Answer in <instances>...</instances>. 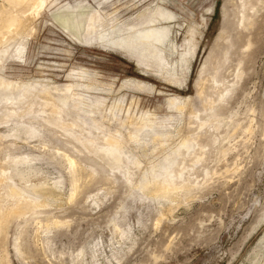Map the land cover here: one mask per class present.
<instances>
[{
	"label": "rangeland",
	"instance_id": "1",
	"mask_svg": "<svg viewBox=\"0 0 264 264\" xmlns=\"http://www.w3.org/2000/svg\"><path fill=\"white\" fill-rule=\"evenodd\" d=\"M258 1L250 10L241 0H47L27 16L28 26L0 45V90L3 81L24 85L0 105L13 113H0V176L14 177L0 183V203L12 204L7 187L15 185L41 206L0 234V264H264ZM164 9L175 14L169 41L178 53L196 42L193 58L180 60L165 43L155 65L96 44L101 33L145 28ZM71 85L90 89L64 104L55 89ZM173 98L182 111L169 106ZM51 106L69 134L42 120ZM107 138L120 142L123 169L94 151ZM21 159L27 172L16 176L12 160ZM163 185L165 196L156 192ZM44 189L50 195L36 194Z\"/></svg>",
	"mask_w": 264,
	"mask_h": 264
},
{
	"label": "bare ground",
	"instance_id": "2",
	"mask_svg": "<svg viewBox=\"0 0 264 264\" xmlns=\"http://www.w3.org/2000/svg\"><path fill=\"white\" fill-rule=\"evenodd\" d=\"M46 1L47 0H7L8 8L7 9H1L0 10V45H2V43L4 42L5 39L7 40V37H11L12 35L14 36V34H20V32H22V29H24V28H26L28 26L26 22H27V20H30V19H28L27 16H29V15H36L35 17H37L39 15L40 11L42 10V8L44 7V5L46 4ZM251 1L252 0H241L242 5H243V8L244 9L253 10L254 9V6L250 5ZM257 3H259L258 0H257ZM261 3L264 4V1L261 2ZM256 8L257 7H255V9ZM30 11H31V13L27 14ZM254 14H258V11H255ZM174 15L175 14H172V13H170L169 11H167L165 9L164 10H156L155 13L148 18V20L146 22V27L145 28H143V29H136L133 26L128 27L127 29H125V31L127 30L128 33L125 36L118 37V38L115 37V34H116L115 31H112L111 34H102L101 33V34H99L98 37L96 36L97 37L96 38V44L98 46H100L101 48H104V50L105 49L116 50V51H119V52H121V53H123V54H125L127 56H131V57L137 59L138 61L145 60V61L148 62V61H153L152 60L153 58H156V57L159 58V54L162 51V47L164 46L165 43H168V46L171 49L170 52L176 53L177 56H178V58L180 60L183 57H185V56H187L189 54L193 58V56L195 54V51H196V46H197V43L196 42H194V44L191 45L190 42L187 41V45H186L185 49L183 51H181V53H178L179 51H177L175 49L176 47L173 46V44H172L171 41H169V39H170L169 36L171 34V26L170 25L172 23H175V16ZM93 18L94 17H92V19ZM242 20L244 21V23L246 25H249V24H247V20H246V18L244 16H242ZM68 21H69V19H68ZM227 23L228 22L225 23L226 26H228ZM28 24H29V21H28ZM225 25H224V28H225V31H226V26ZM224 28H222V32L218 36V40H221V39L224 40V33H225ZM65 29L66 30H69L67 27H65ZM76 32H77V30H76ZM103 33H104V31H103ZM188 47H190V49ZM149 49H152V50H149ZM161 58H162V56H161ZM189 60H191V59H189ZM154 63H155V65H157L156 61H153L152 62V64H154ZM176 66L177 65L175 64V67ZM160 67H162V66H160ZM175 69L176 68H174V66L171 65L169 67V70L168 71H166V72L164 71L165 72L164 74H166V76H168V78H169L168 80L171 83L175 81V79H174L175 76H176L175 73L177 72V71L175 72ZM201 73L203 74V73H206V72H205V70H203ZM241 75H242V73L240 72V70L237 71L236 77L237 78H240ZM200 81L202 82L201 79H200ZM200 81L197 84V86H201L200 85V83H201ZM125 83H130V81L129 82H125ZM134 83L136 84V82H134ZM1 84H2L3 87L0 90V105L3 104V103L11 102V100H12L11 99V96L13 95V91L16 90V89H18V87H24V85L21 84V83H11V82H5L4 83V81H3ZM29 87H30V85H29ZM89 89H90L89 86L71 85V86H67L64 90L55 89V91L56 92L59 91L60 93H63L64 94L65 100L62 101V102L65 104V102L68 99L70 100V97L71 98L73 97V99L74 98H78V99L82 98L83 97V93H84L83 90H89ZM43 90L45 92L44 93L45 95H49V92L45 88H43ZM26 91H23V92L28 93ZM202 93H203V91L200 88L199 94L202 95ZM15 95H17V94H15ZM18 98H20V97H17V99ZM15 99H13L12 101H15ZM78 103H79V101H78ZM11 104H14V102L11 103ZM169 106L172 107V108L174 107V108H176L179 111H182L184 109V105H181V104L177 103L176 102V99H174V98L173 99H169ZM52 108L53 109H52L50 115L48 116V118H46V119H43L42 118V120H44V122H47V123H52L53 122V123H56V124L57 123L60 124L59 127L63 130V132L64 133L66 132V133L69 134L67 126H65L64 123H63L65 120L64 121L62 120V116H61L60 109H58L56 107H52ZM87 111H86V113H89ZM27 112L28 111H26L24 113L27 115ZM0 113L1 114L3 113V118H5V119L8 118L9 116H12V114H13V113H10V111L7 110V109L0 110ZM43 113L44 112H42V114ZM37 118H41V115L39 114L36 117V119ZM196 118H200V116L199 115H196ZM5 119H4V121H5ZM73 125L75 126V124H73ZM54 126H56V125H54ZM70 134L73 135L74 133L72 134L70 132ZM151 136H152V134H151ZM72 137H74V135ZM109 137H111V136H109ZM152 137L156 138V137H158V135L154 134ZM105 142L107 143V146H108V147H106L105 150H103L104 148L102 149V148L96 147L94 149V151L95 152L102 151L103 154H104V156L103 155L102 156L105 157L106 160H108L109 162H112L111 163V166L112 167H116V169H118V170L123 169L122 166H124L123 165V157L124 156H122V154H124V153L122 151H121L122 153H120V151L118 150V147L119 146L121 147V144H119L120 142H117V141H114V140H109L108 138L106 139ZM186 144L187 143L183 142L182 143V146H186ZM120 149H122V148H120ZM12 161H13V163H12L13 166L10 167V170L13 172V174L15 173L16 176H19L22 173L27 172L26 171L27 169L18 167V166L25 165L26 164V161L25 160H22L21 159L20 161H16V160H12ZM168 162L171 163L172 161L171 160H166L164 162V167H166V165L169 164ZM69 164H70V166H73L74 165V163L71 160H69ZM161 165L163 166V164H161ZM13 178L14 177L8 176V174L5 173V171H2V175L0 176V183L2 184V182H5V181H8V182L9 181H12ZM36 191L37 190H35V193H36ZM154 191H155V187H154ZM167 191H170L168 189V186L165 187L163 185V186L156 187V192H159L160 194H162L164 196L167 194L166 193ZM36 194H39L41 196L43 195L42 197H44V195H48L49 192L46 189H44L42 191H39L38 190ZM6 195L8 196V198L10 200L12 199L13 201H12V204L7 203L9 205H6V206H2L1 203H0V234L2 232H5L6 229H8V226H9L10 222L12 221V219H14L16 217L24 216V214L26 212H28L30 210H34L37 207H40L41 206L40 203L37 200L36 201L35 200L34 201H31L32 199L31 200L29 199L30 202L29 201L27 202L25 199H23V189L22 188H18L15 185H8V187H7V194ZM3 237H4V233H3Z\"/></svg>",
	"mask_w": 264,
	"mask_h": 264
}]
</instances>
